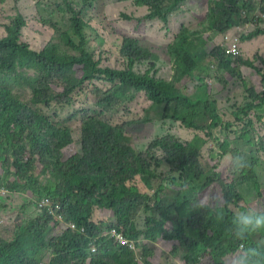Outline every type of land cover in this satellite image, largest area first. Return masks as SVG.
<instances>
[{"label": "trees", "instance_id": "obj_1", "mask_svg": "<svg viewBox=\"0 0 264 264\" xmlns=\"http://www.w3.org/2000/svg\"><path fill=\"white\" fill-rule=\"evenodd\" d=\"M120 1L146 7L147 19L167 21V15L186 0ZM67 8L71 15L69 30L56 38L60 42L53 40L39 51L22 41L26 21L21 15L4 26L6 36L0 38V183L10 193L24 189L36 192L38 200L48 199L60 207L64 221L75 228L56 232L48 210L42 209L39 215L17 226L11 237L5 236L7 232L0 235V264H42L47 260L42 256L48 250L51 264H139L138 256L149 260L153 256L150 244L158 241L171 243V255L181 256L185 264H199L207 259L211 264H227L226 257L241 245L264 250V243L257 241L254 233L239 239L228 231L232 209L196 207L199 194L214 183L221 186L223 201H230L235 207L242 208L244 189L263 195L256 160L231 183L223 180L216 168L221 158L237 152L232 148L233 140L250 143L248 128L254 121L247 117L248 112L253 111L257 120H264V73L261 91L248 89L250 102L238 110L234 122H224L205 78L198 72L207 61V69L215 65L217 80L226 84L227 79L219 77L223 73L241 79V67H253L252 62L241 56H228L223 46L210 42L219 34L245 25L257 9L264 13V0H210L203 38H196L198 32L182 27L169 46L171 80L157 78L150 70H135L148 53L135 39L123 40L121 68L104 65V53L89 47L90 26L83 20L82 11L70 4ZM260 35H264L262 27L242 40ZM199 47L202 52L197 51ZM12 79L23 81L31 90L29 102L13 96L8 87ZM193 82L196 88L190 94L187 89ZM140 93H145L152 103L145 117L122 124L106 118L117 111L131 114L129 106ZM90 97H94L92 103ZM157 106H162V120L202 131L205 137L195 135L183 142L166 135L154 140L146 150H136L126 128L149 122ZM242 112H246V117L240 116ZM200 115L208 117L209 123H198L195 118ZM240 123L242 129L236 126ZM218 127L226 139L219 145L220 153L209 174L202 149ZM157 149L165 154L172 174H177L169 179L178 189L173 198L165 199L160 196L164 189L161 186L154 195L156 207H152L154 197L130 183L140 177L147 188L152 187L155 168L160 166ZM94 206L111 211L116 221L109 231L115 230L126 243L103 235L100 224L92 219ZM153 208L159 211V218H147L146 229H138L135 221L140 212ZM51 230H55L54 236ZM260 232L264 238V231ZM92 243L97 247L94 254L89 252Z\"/></svg>", "mask_w": 264, "mask_h": 264}, {"label": "rangeland", "instance_id": "obj_2", "mask_svg": "<svg viewBox=\"0 0 264 264\" xmlns=\"http://www.w3.org/2000/svg\"><path fill=\"white\" fill-rule=\"evenodd\" d=\"M209 2L210 0H186L179 5L174 13L167 15V21H162L160 19H147L148 9L146 7H138L130 1L0 0V38L6 36L4 26L9 24V20L21 15L26 21V27L22 30V41L27 42L32 49L39 51L53 40L60 42L56 38L70 28L71 15L67 8L70 4L75 9L82 11L83 20L90 26L87 32L90 40L89 47L96 53H104V65L112 68H121L124 62L120 54L123 40L125 38L135 39L139 40L140 44L148 49L144 60L135 65V70L139 73L150 70L151 74H155L157 78L171 80L173 63L169 46L176 40L182 27H186L192 32H198L199 34L196 38H203ZM126 17H130L131 20L126 19ZM258 26L264 27V25ZM258 26H250L247 28L248 30L245 29L243 32L238 30V33H235L242 37L255 31ZM250 42L247 41L246 45L248 47L245 45L241 49L240 56L244 60L252 62L253 67L242 66L240 70L243 77L241 79L238 77L230 78L229 75L223 73L219 77L223 80L227 79L225 84L224 81L217 80L218 73L215 65L207 69L206 65L208 62L205 61L199 67L198 74L205 78L215 108L224 122H234L235 114L238 113V110L245 108L250 102L248 89H254L256 92H260L262 89L261 74L264 73V54L261 53V50L264 51V36L256 39L253 43ZM227 43L225 35L219 34L213 37L210 45L225 47ZM197 51L202 52V48L199 47ZM8 87H10L15 98L24 103L30 101L32 92L23 81L9 80ZM195 88L196 82H193L189 85L187 92L192 94ZM93 100L94 97L89 98L90 103ZM151 105L152 103L147 99L146 94L140 93L136 101L129 106L131 114H128L127 111H117L115 114H108L106 118L120 124L137 117L143 118L146 116V110ZM161 110L162 106L155 107L149 122L132 124L126 128L127 134L132 139L133 148L144 151L154 140L166 135H173L183 142L191 140L195 135L205 137L202 131L186 129L179 122L162 120L159 116ZM240 116L246 117V112H242ZM247 117L254 121L253 126L248 128L251 137L250 143L243 140H233L232 148L236 149L237 152L221 158L216 171L220 173L223 180L231 183L241 176L242 170L235 172L231 169L229 166L230 156L244 154L248 164L256 160L255 170L263 189V195L260 197L254 191L244 189L242 191L244 198L240 202V206L244 209L252 206L264 210V120H257L253 111L248 112ZM195 120L201 125L209 123L208 117L205 119L204 115L196 117ZM236 126L240 129L244 127L243 123L236 124ZM225 137L221 127L215 128L212 137L207 139L208 142L202 149L203 163L209 174L212 172L210 168L214 167L215 159L220 153L219 145L226 139ZM230 138L233 139L234 135L231 134ZM156 155L160 159V166L155 168L156 176L152 180V187L147 188L140 177L134 179L130 185L136 186L142 193L150 194L153 197L160 187L163 186L164 189L160 192L161 198H173L178 188L171 185L169 178L173 175L177 176V174H172L169 165L166 163L163 151L157 149ZM2 174V168L0 167V177ZM0 187L2 188L1 183ZM2 189L5 194L0 193V235L2 236L7 232L5 236L11 237L17 226L22 225L30 217L39 215L42 209L38 205L40 200H38L36 192L30 193L23 189L19 192L10 193L4 188ZM203 196L212 200L213 207L222 206V188L218 183H214L201 192L199 200ZM150 206L156 207L155 197L150 202ZM242 208L233 206L232 210H244ZM149 217L159 218V211L156 208L149 211H141L135 221L138 229H146V222ZM92 219L100 224L103 229V235L111 238L113 233L109 230L116 221L111 211L94 206L92 207ZM52 224V228L57 227L56 232L63 231V224L59 223V226H56L58 223L53 218ZM51 231V236H54L56 232L54 233L53 231L55 230ZM254 237L257 241L264 243L261 232L254 233ZM150 245L153 250V256L149 260H143L141 255H139V264H185L181 260V256L175 258L171 255V243L158 241ZM96 249L97 247H90L89 252L94 254ZM48 253L45 252L42 258L46 257L48 259ZM228 258L229 256L226 257V261H228ZM199 264L211 263L207 259L201 260Z\"/></svg>", "mask_w": 264, "mask_h": 264}, {"label": "clouds", "instance_id": "obj_3", "mask_svg": "<svg viewBox=\"0 0 264 264\" xmlns=\"http://www.w3.org/2000/svg\"><path fill=\"white\" fill-rule=\"evenodd\" d=\"M229 166L235 172L248 167V160L244 154L230 156ZM213 202L203 196L196 204L197 208L207 209L213 207ZM222 206L233 209L230 201L224 200ZM228 231L236 238L244 239L251 233L264 231V210L249 206L247 209H235ZM227 264H264V250L257 247H244L241 245L235 252L230 253Z\"/></svg>", "mask_w": 264, "mask_h": 264}, {"label": "built area", "instance_id": "obj_4", "mask_svg": "<svg viewBox=\"0 0 264 264\" xmlns=\"http://www.w3.org/2000/svg\"><path fill=\"white\" fill-rule=\"evenodd\" d=\"M252 1L256 3H261V0H252ZM263 23H264V13L261 12L260 9H257L253 14H251L250 20L245 25L237 26V29L243 32L245 29H247L250 26H254V25L257 26L258 24L261 25ZM227 42H228L227 45L224 47L226 55L231 56V57L240 56L241 55V37L240 36L233 37L232 39L227 40ZM0 193L5 194V191L1 187H0ZM38 205L41 209L46 208L48 210V214L50 215V217H52L56 223L63 224L64 229H67V228L74 229L75 228L74 224L66 223L64 221L63 216L59 213L60 207L54 206L48 199L40 200ZM111 232L113 233L111 237L118 238L120 241L124 243L127 242L120 235H117L115 230H111ZM96 241L97 239H94L93 243H96ZM93 243L90 244V246L96 247L95 246L96 244H93ZM42 264H51V263L47 261Z\"/></svg>", "mask_w": 264, "mask_h": 264}, {"label": "crops", "instance_id": "obj_5", "mask_svg": "<svg viewBox=\"0 0 264 264\" xmlns=\"http://www.w3.org/2000/svg\"><path fill=\"white\" fill-rule=\"evenodd\" d=\"M262 25H264V23L263 24H261L260 26H262ZM259 27V26H258ZM263 29H264V27H262ZM248 30V29H247ZM235 32H237L238 33V29H237V27H235L234 29H232L231 31H228L226 34H224L225 35V37H226V40H229V39H232L233 37H236V36H238ZM235 34V35H234ZM234 35V36H233ZM264 35H260V36H257V37H255V38H253V39H251V40H242V37H241V49L247 44V41H251L250 43H253V42H255V40L256 39H258V38H260V37H263ZM247 47H248V45H246ZM261 53L262 54H264V51H262L261 50ZM256 81V80H255ZM254 81V82H255ZM257 84V83H256ZM255 86V85H254ZM50 258H51V256H49V258L45 261V262H47V261H49L50 260Z\"/></svg>", "mask_w": 264, "mask_h": 264}]
</instances>
